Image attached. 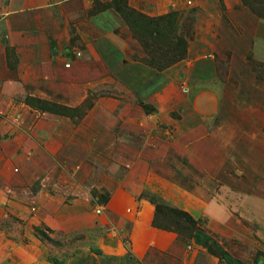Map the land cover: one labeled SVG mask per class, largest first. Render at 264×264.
<instances>
[{"label": "rangeland", "instance_id": "obj_1", "mask_svg": "<svg viewBox=\"0 0 264 264\" xmlns=\"http://www.w3.org/2000/svg\"><path fill=\"white\" fill-rule=\"evenodd\" d=\"M107 1L90 0L84 20L71 27L59 52L77 69L82 83L90 86L84 100L70 104L64 83L57 85L52 98L26 95L19 99L21 106L8 114L7 133L15 126L30 125L33 112L76 123L96 103L110 108V116L122 107L138 106L154 118L149 121L154 125L149 132L151 149L140 157L148 162L130 160L129 148L123 145L120 154L127 160L116 165L103 148L91 147L83 153L90 168L65 162L57 170L45 162L41 163L45 171L38 175L40 165L23 162L19 146L0 147V264H228L191 238L154 228L147 194L199 219L200 228L233 260L264 264L260 225L242 218L240 208L234 209L241 195L232 191L251 192L264 167V63L248 61L257 81L253 84L231 78L225 56L211 57L216 78L199 80L192 65L178 67L188 46H195L193 57L209 51L219 20L225 19L220 0H183L184 5L169 9L160 4L153 15L127 1L144 19L125 9L104 7ZM158 15H167L172 24L150 29L146 19ZM112 29L125 39L123 49L110 42L107 33ZM177 38L187 42L182 59L165 67L146 64L152 59L163 65L173 56L172 50H179L180 46L169 45ZM148 49L153 53L146 55ZM86 60H102L106 66H91ZM168 67H172L169 74ZM188 83L218 91V110L211 118L194 115ZM29 96L76 108L52 114L34 101L27 103ZM88 120L104 121L96 116ZM217 125L224 129L219 140L209 134ZM122 133L136 137L130 129ZM56 188L61 197L55 195ZM72 198H77V205ZM97 205H102L99 213L94 211Z\"/></svg>", "mask_w": 264, "mask_h": 264}, {"label": "crops", "instance_id": "obj_2", "mask_svg": "<svg viewBox=\"0 0 264 264\" xmlns=\"http://www.w3.org/2000/svg\"><path fill=\"white\" fill-rule=\"evenodd\" d=\"M127 1L132 8L147 15H153L160 4L165 5L164 9L184 5L183 0ZM220 3V12L225 19L221 17L219 20L209 51L200 57H193L195 46H188L187 56L181 62L183 64H176L182 68L192 65L199 80L216 78L218 73L211 57L225 56L228 75L240 83L253 84L257 81H254L256 78L252 70L248 69V61L264 63V19L253 14L240 0H220ZM89 5L90 0H0V147H8L9 144L19 146L18 152H22L20 157L23 162H36L40 165V169H35H39L38 175L45 171L41 166L45 162L54 165L57 170L65 162L89 167L83 153H88L91 147L103 148L116 165L127 160L125 155L120 154L123 145L129 148L130 160L135 159V162L144 164L148 162L140 157L146 149H151L149 132L154 125L149 121L154 118L138 106L122 107L110 116V108L96 103L76 123L61 116L29 113L25 109L32 114L31 124L15 126L11 134L7 133L11 126L8 114L21 106L19 99L26 95L52 98L57 85L64 83V87L69 89L65 97L70 104L84 100L90 86L82 83L77 69L66 63L59 52L69 37L71 27L84 20ZM112 30L107 33L110 42L115 48L123 49L125 39L116 30ZM7 51H10V57ZM86 62L91 66H106L102 60ZM170 68L165 69L167 74ZM188 85L186 88L194 115L202 120L211 118L218 110V91L213 87H201L193 83ZM16 100L20 101L19 104L14 103ZM89 116L100 117L104 121L90 123ZM125 129L136 133L137 140L136 137L135 141L126 137L122 133ZM223 130L217 125V128L210 131V137L216 135L215 139H222ZM256 178V185L251 188V192L246 188L232 189L233 194L241 195L237 197L238 203L234 209L240 208L245 220H256V224L260 225L259 235L264 242V167L258 171ZM59 182L56 181L54 185L58 186ZM8 187L15 188L11 185ZM54 193L61 197L57 188ZM72 200V204H78L77 198Z\"/></svg>", "mask_w": 264, "mask_h": 264}, {"label": "trees", "instance_id": "obj_3", "mask_svg": "<svg viewBox=\"0 0 264 264\" xmlns=\"http://www.w3.org/2000/svg\"><path fill=\"white\" fill-rule=\"evenodd\" d=\"M242 5L246 6L248 10H250L256 16L264 19V0H240ZM127 0H110L107 1L104 7H113L118 12L123 11L124 9L127 11H131L136 14L139 18L144 19V16L138 12H135L130 7L127 6ZM169 15H173V12H167ZM148 25H171L167 19V15H158L153 19H146ZM154 29V28H153ZM153 32V31H152ZM167 35V32H166ZM169 45H178L180 46L179 50H172L173 56H171L163 65H157L153 63L152 59H148L146 64L158 67H165L172 63L175 60H180L183 58L186 53L187 42L180 38L175 42H169ZM148 46V45H144ZM152 49V48H151ZM146 55H150L153 53V50H147ZM8 54V51H7ZM155 64V65H154ZM27 103L33 104L38 103L41 107H38L42 111H46L52 114L60 115L63 113L65 109H74L76 107L64 106L61 104H54L47 101H42L41 99H36L34 97H27ZM82 113V112H81ZM147 201L153 206V219L151 221V225L158 229H172L176 231V233L181 237H187L194 240V243L203 245L210 253L217 255L224 259L228 264H240L238 260H233L230 258L228 253L221 247V245L214 239L209 233H205L201 228V222L199 219L192 217L189 213L184 210L178 209L175 206L169 205L168 203L163 202L158 196L152 194L146 195Z\"/></svg>", "mask_w": 264, "mask_h": 264}, {"label": "built area", "instance_id": "obj_4", "mask_svg": "<svg viewBox=\"0 0 264 264\" xmlns=\"http://www.w3.org/2000/svg\"><path fill=\"white\" fill-rule=\"evenodd\" d=\"M94 211H95L96 213L101 212V211H102V205H97V206L95 207ZM112 232H113V231H112ZM113 233H115V232H113Z\"/></svg>", "mask_w": 264, "mask_h": 264}]
</instances>
